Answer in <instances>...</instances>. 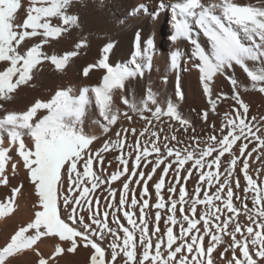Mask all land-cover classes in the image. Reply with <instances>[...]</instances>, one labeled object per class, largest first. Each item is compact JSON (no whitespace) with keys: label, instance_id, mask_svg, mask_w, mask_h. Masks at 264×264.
<instances>
[{"label":"snow or ice","instance_id":"6c2138e0","mask_svg":"<svg viewBox=\"0 0 264 264\" xmlns=\"http://www.w3.org/2000/svg\"><path fill=\"white\" fill-rule=\"evenodd\" d=\"M72 2L73 0H31L32 6L27 8L26 18L20 20L18 13L25 7L24 0H0V99L10 100L12 98L10 93L31 79L32 70L41 63L43 55L41 47L42 44L49 42L47 38L60 37L68 30L64 26L77 23L76 17L65 12ZM37 3L41 6H35ZM45 3L49 6H44ZM160 7L165 8L167 5L161 2ZM171 10L175 28V35L171 40L175 41L178 37H182L190 43L192 53L186 61V67L188 71L194 68L199 70V79L203 83V92L210 97L211 109L216 110L217 100L220 97L212 98L216 94L213 92L215 86L210 87V82L219 75L230 81L234 93L230 99L235 101L242 111L233 113L235 119L226 115L224 117L226 125L213 129V132L218 131L219 135L210 134L206 147L199 151L196 148L188 150L175 147L171 141H176V136H173L171 141L167 143L161 141L160 144H157L155 139H145L140 145L142 150L139 153L129 152L128 157L120 160V165H128L129 158H134L135 164L131 167H123L115 174H109L113 181L119 180L125 172L129 173V176L138 177L131 183L141 185L143 191L139 193V200L133 196L130 201L128 195L136 189L126 182L128 176L121 181L124 191L119 195L118 201L114 199L117 193L110 189L103 196L100 194L104 193L102 186L106 184L108 176H104L103 172L99 175L94 173L93 162L100 163L104 160L103 154L108 150L111 142H105L98 151L90 148L89 145L96 137L86 136L78 125L84 115L85 106L89 103V91L94 93L99 115L107 121L103 126L105 132L111 125L117 123L121 115L126 120L132 119L127 111L122 113L113 103L112 91L123 89L125 81L130 78L143 76L144 66L136 59L141 55L139 44L135 56L130 61L134 68L128 65L113 68L107 63V56L100 60L98 67L105 69L107 73L102 77L101 86L90 90L85 88L78 97L70 95L71 89L58 91L50 103L37 102L21 114L8 113L0 118V184L8 183L5 167L7 162L12 161L10 152L15 150L22 158L23 166L30 175L42 207V210L35 212L34 222L21 226L11 236L10 241L0 249V264H5L8 257L31 248L41 237L49 236H58L60 241L69 245L63 249L57 244L56 253L73 252L77 250L78 245H83L90 253V264H105L106 250L102 247L104 243L110 249L109 264H146V262L147 264H216L211 254L218 245H226L224 252L220 253L224 264H257L250 255L248 242L256 248L255 255L264 260V206H262L264 187L257 189L252 175L255 169H250L248 159H241L258 153L253 159L264 162V121L246 122L245 117L249 109L241 98L235 75V66H238L250 79L251 88L264 93V6L241 5L235 0H212L210 3H201V0H183L172 4ZM48 18H58L63 26H54ZM193 24L200 31H195ZM200 32H203L204 37L208 39L210 45L208 51H205L201 45ZM37 36L44 39L40 42L31 39ZM152 44V39L146 41L147 47H151ZM80 47V44L76 45V48ZM111 47L112 45L109 44L104 48V52H109ZM76 55V51H70L61 58L53 55L50 59L57 69H63L69 59ZM178 55L179 53H173L171 56L173 68L177 66ZM249 61L259 63V70L254 66L250 67ZM89 71L90 68H85L84 75L87 76ZM13 77H16L15 81ZM176 96L183 99L179 85L176 87ZM122 103L141 117L145 112H150L154 120L160 121L161 117L167 116L178 121L185 130L191 127L188 121L180 117L171 102L167 104L166 111L158 106L157 98L151 90L147 92V98L142 101V106L139 108L136 104L129 103L127 99H122ZM150 104L156 105L154 110L149 106ZM38 109H46L48 114L33 121ZM208 115V112H204L203 119L207 120ZM253 120L255 121L256 118ZM147 123L151 124L152 120H147ZM3 133L7 136L5 137ZM139 135L143 136L144 133L141 132ZM24 136L31 138L34 148L26 145L22 139ZM151 136L155 137L156 133L152 132ZM6 140L8 146H5ZM149 144H151L150 150L147 147ZM13 145L16 146L15 149L12 148ZM233 145L236 146L235 149ZM250 145L251 148L248 150ZM152 153L157 155L149 160ZM206 157H211V160H206ZM145 161H148L149 171H136L137 168L144 167ZM162 164L168 166L161 168ZM78 165L82 171H78ZM213 165L218 170L222 169V172L204 170L212 169ZM11 167L15 170L17 162L11 163ZM197 168L201 169L198 177L195 172ZM62 169L65 170L71 183L66 184L61 178ZM157 169L172 177L173 183L167 188L170 194L177 192L173 184L182 182L185 178L203 181L195 185L194 191L188 193L187 200L184 187L178 188V199L169 197L170 207L164 213L166 219H163L160 211L166 208L164 197L161 195L165 179L161 175L158 182L156 181L153 174ZM241 171H243V180L246 181L243 186L238 178ZM260 175L264 176V172ZM89 177L90 180L83 179ZM148 181L154 182L155 196L159 201L155 203L154 219L146 218L144 212V209L152 207L147 199L151 187ZM206 185L213 187L214 191L212 193L204 191L202 196L197 195ZM19 192L18 187L12 189L13 195ZM90 194H95L91 202L88 200ZM234 195L240 204L244 205L243 212L247 216V222H237V219L230 215L238 210L233 206ZM58 196L64 218L58 214ZM247 200L251 201V208L245 204ZM188 201L190 204L185 208L184 204ZM215 201H221L223 207L215 205ZM200 204L205 205L204 214L198 215L196 219L190 218L186 213L190 211L196 214L197 205ZM126 206H130L131 210H125ZM137 207H139L137 217L139 222L133 219ZM211 207H216V211H211ZM0 209H3L0 215L5 211H11V201L8 205H0ZM120 212H123L127 224L132 226L131 229L121 223ZM180 212L185 214L178 216ZM213 219L218 223H210ZM150 224H155L154 230L149 228ZM172 225L178 226V235H174ZM30 230H34V234ZM225 232L227 238L217 234ZM238 233L241 234L240 237L237 236ZM206 238L209 239L205 247L203 242ZM92 250L94 254H91ZM150 250H153L151 254ZM237 250L242 254V259L235 255ZM229 251L233 255L226 256L225 253ZM39 264H47V261L41 258Z\"/></svg>","mask_w":264,"mask_h":264},{"label":"bare ground","instance_id":"6f19581e","mask_svg":"<svg viewBox=\"0 0 264 264\" xmlns=\"http://www.w3.org/2000/svg\"><path fill=\"white\" fill-rule=\"evenodd\" d=\"M161 2L167 5V7L161 8ZM178 2H183V0H73L71 6L65 12L68 15L76 17L77 23L75 25L64 26L68 30L62 33L60 37H49L47 38L49 42L42 44L41 52L43 55L41 56V63L32 70L30 74L31 79L27 83L19 85L13 93H10L12 97L10 100L0 99V118H3L8 113L21 114L29 110L37 102L50 103L58 91L71 89L70 95L78 97L85 88L90 90L91 88L101 86L102 77L107 73L105 69L98 67L100 60L107 56V63L113 68L123 65L134 68L135 66L131 65L130 61L135 56L137 44H139L141 55L136 57V59L138 63L144 66L143 76L137 75L136 77L130 78L125 81L123 89H113L112 91L113 103L121 109L122 113L127 111L132 119L126 120L121 115L117 123L111 125L109 130L105 132L103 126L107 124V121L99 115L98 106L95 104L94 93L89 91V103L85 106L84 115L81 117L78 125L86 136L96 137L92 144L89 145L90 148L98 151L104 146L105 142H111L108 150L103 154L104 160L100 163L93 162L92 171L94 173L99 175L103 172L104 176H108L106 184L102 186L104 193L100 194L103 196L110 189L117 193L114 199L118 201L119 195L124 191L121 181H124V177L128 176L129 179L126 182H129L130 186L136 189L135 192L129 193L128 200L130 201L133 196L139 200V193L143 191V188L139 184L131 183L138 179V177L129 176V173L125 172L124 176H121L119 180L113 181L109 175L121 171L123 167H131L135 164L134 158H129L128 165H120V160L128 157L129 152L139 153L142 150L140 145L143 144L145 139H155L156 143L160 144L161 141L165 143L171 141L173 136L177 138L176 141H171V144L175 147L187 148L188 150L196 148L199 151L201 148L206 147L210 134L219 135V132H213V129H219L226 125V121L224 120L226 115L235 119L233 113L242 111L235 104V101L230 99L231 95L234 94L230 81L219 75L214 77L210 82V87L215 86L213 92L216 95L212 98H216V96L220 97L217 100V108L213 111L209 103V95L203 92V83L199 79V70L196 68L191 71L187 70L186 61L192 53L190 43L182 37H178L175 41L171 40V37L175 35L171 5ZM210 2L212 0H201V3ZM235 2L241 5L264 6L262 0H235ZM24 4L25 7L18 13L20 20L26 18L27 8L32 6L31 0H24ZM35 6L41 5L37 3ZM44 6L49 5L45 3ZM141 6L144 7L142 8ZM147 9L150 10L148 11ZM48 19L54 26H63L62 21L58 18ZM192 27L195 31H200L195 24ZM138 35L139 40H137ZM31 39L35 42H40L44 38L37 36ZM148 39H152L153 41L151 47L146 46ZM200 40L202 47L205 51H208L210 45L207 37H204L203 32H200ZM244 42L250 43L248 41ZM77 44H80L81 47L76 48ZM109 44L112 47L109 52L105 53L104 48ZM31 46L30 44L29 47ZM70 51H76L77 55L71 57L63 69H57L51 63V56L55 55L61 58ZM173 53H179L175 68L172 67L171 61ZM248 63L250 67L254 66L256 70H259V63L251 61ZM85 68H90L87 76L84 75ZM235 68L241 98L248 105L249 109L245 117L246 122L259 123L260 121H264V93L253 90L251 88V81L247 78L246 74L238 66H235ZM15 79L16 77H13V81ZM177 85L182 90L183 99L176 96ZM245 88H247V91H245ZM149 90L157 98L158 106L166 111L167 104L171 102L180 117L188 121L191 127L185 130L184 127L179 125L178 121L169 119L167 116L161 117L160 121L154 120L150 112H145L144 116L141 117L138 113L132 112L128 109L127 105L122 103V99H127L129 103H134L139 108L142 106V101L147 98V92ZM149 106L154 110L156 105L150 104ZM204 112L209 113L207 120L203 119ZM47 114L46 109H38L33 121ZM253 118H256V120L254 121ZM147 120H152V123H147ZM141 132L144 133L143 136L139 135ZM152 132L156 133L155 137L151 136ZM118 133L120 134L119 136L117 135ZM3 135L5 137L7 136L6 133H3ZM22 139H24L27 146L34 148V142H32L29 136H24ZM177 141L180 143H177ZM237 143H240V141H237ZM129 145L131 147H128ZM5 146H8L7 140L5 141ZM147 147L150 150L151 144L147 145ZM235 147L233 145V149ZM12 148L15 149L16 146L13 145ZM250 148L251 145L248 150ZM10 155L12 156V161L7 162L5 167L8 183L0 184V205H8L11 201V211H5L3 215H0V249L10 241L11 236L21 226H26L29 222H34L35 212L37 210H42L30 175L23 166L22 158L19 157L18 152L15 150L11 151ZM156 155V153H152L149 160ZM227 155L228 153L225 154V156ZM257 155L258 153H254L252 157L244 156L241 159H248L250 161V169H255L252 175L257 189H259L264 187V176L260 175L261 172H264V162L253 159ZM205 159L211 160V157H206ZM221 159L223 160L224 157ZM13 162H17L15 170L11 167V163ZM167 166L166 164H162L161 168ZM185 166L187 167V164ZM204 170L222 172V169L218 170L214 165L212 169ZM78 171H82L79 165ZM136 171L148 172V161L144 162V167L137 168ZM200 171L201 169L199 168L195 169L197 177ZM153 175L157 182L161 175L165 179V185L161 189V195L164 197L166 204V208L160 210L163 219H166L164 213L170 207L169 197L179 198V187L185 188V199L187 200L188 193L194 191L195 185L203 183V181L198 179L185 178L182 182L173 184V187L177 188V192L170 194L167 188L169 184L173 183L172 177L163 174L160 169H157V172ZM181 175H183L182 169ZM61 178L66 184L71 183L64 169L61 170ZM221 178L223 177L221 176ZM238 178L242 186L246 184V181L243 180V171L239 172ZM83 179L90 180L91 178ZM148 185L151 187L147 199L149 200V205L152 207L151 209H144V212L146 218L154 219L156 211L155 203L159 201L155 196L154 182L148 181ZM14 187L20 188V192L15 195L12 193ZM99 191L98 189L97 192ZM204 191L212 193L214 188L206 185L201 190V193L197 195L202 196ZM94 195H89V202L93 200ZM195 198L194 196L193 199ZM232 202L233 206L238 210L236 213H231L230 215L237 219V222H247V216L243 212L244 205L240 204V201L235 198V195ZM214 203L219 207H223L221 201H215ZM189 204L190 201L184 204V207L188 208ZM245 204L248 208L252 207L250 200L245 201ZM179 207L180 205L178 204ZM57 209L58 214H61V218H64L59 196L57 199ZM125 210H131L130 206H126ZM210 210L216 211V207H211ZM0 211H3V209H0ZM204 212L205 205L200 204L197 205L196 214L190 211L186 214L190 218L196 219L198 215H203ZM138 213L139 207H137L133 219H137ZM184 214V212H180L178 216ZM219 214L222 215V218H225L222 213ZM119 218L124 226L131 229L132 226L127 224V220L123 217V212L119 213ZM137 222H139L138 219ZM210 223L215 224L218 222L213 219L210 220ZM172 227L174 235H178V226L172 225ZM197 227H200V225H197ZM149 228L154 230L155 224H150ZM255 230L262 231L260 229ZM30 232L34 234V230H30ZM217 234L227 238L226 232ZM120 235L122 237L123 233L121 232ZM237 236L240 237L241 234L238 233ZM208 239L206 238L203 242L205 247L207 246ZM248 243L250 255H252L253 259L257 261V264H264V260L255 255L256 248H253L250 242ZM57 244L63 249L69 246L67 242L60 241L58 236L41 237L31 248L24 249L8 257L5 264H39L41 258L46 260L47 264H90V253L83 245H78L77 250L73 252L62 251L56 253L55 247ZM102 247L106 250L105 264H109L110 249H108L106 243L102 244ZM225 247L226 245H218L217 249H214L211 254L215 258L216 264H224L223 257H221L220 253L224 252ZM152 251L150 250V254ZM91 254H94V250H92ZM186 255L188 254L186 253ZM225 255L231 256L233 254L229 251ZM235 255L242 259V254L239 253V250H237Z\"/></svg>","mask_w":264,"mask_h":264},{"label":"rangeland","instance_id":"374dc122","mask_svg":"<svg viewBox=\"0 0 264 264\" xmlns=\"http://www.w3.org/2000/svg\"><path fill=\"white\" fill-rule=\"evenodd\" d=\"M148 11L150 10V9H147Z\"/></svg>","mask_w":264,"mask_h":264}]
</instances>
